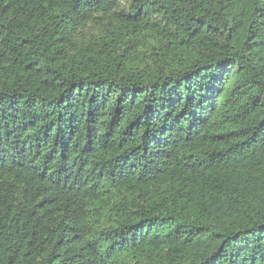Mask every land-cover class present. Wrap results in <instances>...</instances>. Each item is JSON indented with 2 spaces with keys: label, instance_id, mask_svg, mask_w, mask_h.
<instances>
[{
  "label": "trees",
  "instance_id": "16d2710c",
  "mask_svg": "<svg viewBox=\"0 0 264 264\" xmlns=\"http://www.w3.org/2000/svg\"><path fill=\"white\" fill-rule=\"evenodd\" d=\"M0 264H264V0H0Z\"/></svg>",
  "mask_w": 264,
  "mask_h": 264
}]
</instances>
